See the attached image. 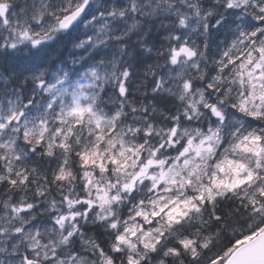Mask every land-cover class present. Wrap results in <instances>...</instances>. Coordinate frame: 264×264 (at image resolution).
I'll return each instance as SVG.
<instances>
[{
  "label": "snow or ice",
  "instance_id": "1",
  "mask_svg": "<svg viewBox=\"0 0 264 264\" xmlns=\"http://www.w3.org/2000/svg\"><path fill=\"white\" fill-rule=\"evenodd\" d=\"M0 264H264V0H0Z\"/></svg>",
  "mask_w": 264,
  "mask_h": 264
},
{
  "label": "rangeland",
  "instance_id": "2",
  "mask_svg": "<svg viewBox=\"0 0 264 264\" xmlns=\"http://www.w3.org/2000/svg\"><path fill=\"white\" fill-rule=\"evenodd\" d=\"M65 55H67V50H65Z\"/></svg>",
  "mask_w": 264,
  "mask_h": 264
}]
</instances>
